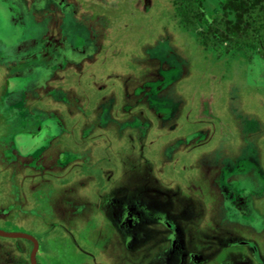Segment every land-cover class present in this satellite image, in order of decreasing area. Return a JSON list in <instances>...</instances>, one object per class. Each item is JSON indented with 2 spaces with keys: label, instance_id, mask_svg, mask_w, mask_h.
Instances as JSON below:
<instances>
[{
  "label": "rangeland",
  "instance_id": "obj_1",
  "mask_svg": "<svg viewBox=\"0 0 264 264\" xmlns=\"http://www.w3.org/2000/svg\"><path fill=\"white\" fill-rule=\"evenodd\" d=\"M177 5L0 0V264H264V58Z\"/></svg>",
  "mask_w": 264,
  "mask_h": 264
},
{
  "label": "trees",
  "instance_id": "obj_2",
  "mask_svg": "<svg viewBox=\"0 0 264 264\" xmlns=\"http://www.w3.org/2000/svg\"><path fill=\"white\" fill-rule=\"evenodd\" d=\"M189 29L206 21V33L219 40L255 44L264 58V0H223L222 13L207 20L203 0H175ZM232 14V16H230Z\"/></svg>",
  "mask_w": 264,
  "mask_h": 264
},
{
  "label": "water",
  "instance_id": "obj_3",
  "mask_svg": "<svg viewBox=\"0 0 264 264\" xmlns=\"http://www.w3.org/2000/svg\"><path fill=\"white\" fill-rule=\"evenodd\" d=\"M1 232H4L2 230H0ZM9 235H16V236H23V237H26V238H29L31 240H33L34 242V248H33V251H32V254H31V259H32V264H37L36 263V250H37V247H38V241L37 239L29 234V233H25V232H8Z\"/></svg>",
  "mask_w": 264,
  "mask_h": 264
},
{
  "label": "flooded vegetation",
  "instance_id": "obj_4",
  "mask_svg": "<svg viewBox=\"0 0 264 264\" xmlns=\"http://www.w3.org/2000/svg\"><path fill=\"white\" fill-rule=\"evenodd\" d=\"M28 240H31V239H29V238H27ZM32 242H33V240H32ZM34 243V242H33ZM33 251V250H32ZM32 254V253H31ZM30 261H31V264H32V259H31V255H30ZM37 263V262H36Z\"/></svg>",
  "mask_w": 264,
  "mask_h": 264
}]
</instances>
